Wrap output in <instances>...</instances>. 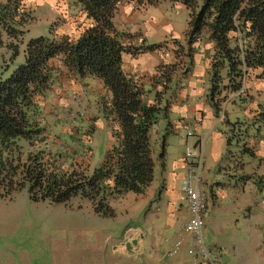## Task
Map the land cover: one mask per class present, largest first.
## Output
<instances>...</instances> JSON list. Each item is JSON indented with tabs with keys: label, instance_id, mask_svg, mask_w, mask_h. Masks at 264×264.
<instances>
[{
	"label": "trees",
	"instance_id": "trees-1",
	"mask_svg": "<svg viewBox=\"0 0 264 264\" xmlns=\"http://www.w3.org/2000/svg\"><path fill=\"white\" fill-rule=\"evenodd\" d=\"M19 1L0 2V25L12 38L23 32L20 29L26 25L22 14L16 19ZM77 1L91 25L78 37L50 33L31 38L23 50V63L0 81V196H9L27 185L32 201L66 203L80 195L91 201L98 214L112 216L109 197L125 192L141 194L152 181L154 161L149 134L166 116L168 106L161 98L169 84L175 83L171 71L162 67L150 78L149 86L144 78L123 71V52L134 55L154 50L156 44H123L124 33L113 22L121 0ZM160 1L134 0V4ZM178 1L188 10L186 45L192 48L199 40L214 44L207 97L219 113L226 95L242 86L244 76L259 71L257 77L264 79V0ZM9 47L15 56L18 46ZM172 68L170 65L169 69ZM64 74L77 79L99 78L109 94L104 110L114 141L101 165L90 174L80 169L62 170L45 150L31 149L43 141L41 109L35 98L44 95ZM155 85L161 90L155 92V100L149 103L147 94ZM253 124H259L258 130L264 127V110L249 125ZM235 126L238 123L231 125L230 132ZM232 138L228 137V145ZM25 146L30 149L25 151ZM246 148L249 147L243 143L241 151L252 154L251 148Z\"/></svg>",
	"mask_w": 264,
	"mask_h": 264
},
{
	"label": "rangeland",
	"instance_id": "rangeland-1",
	"mask_svg": "<svg viewBox=\"0 0 264 264\" xmlns=\"http://www.w3.org/2000/svg\"><path fill=\"white\" fill-rule=\"evenodd\" d=\"M35 1L21 0V5L17 4L20 8L15 11L16 19H20L19 14H22V18L26 20V25L20 29L23 32L12 38L0 25V81L9 77L23 63V50L31 38L56 34L59 27L77 20L80 12V9L76 12L75 7L65 0H59L54 5L55 8L46 1L36 4ZM121 4L123 0L118 3ZM160 9L170 12L175 20L176 31L186 29L187 9L174 7L168 1L162 2ZM159 35H164V32L160 31ZM123 36L124 42L128 35ZM9 44L18 46L15 56ZM178 44L183 47L180 48ZM173 46L179 58L181 57L177 64L182 68L181 75L186 78V73L191 70V54L196 47L186 45L184 37L174 40ZM161 67L171 72L173 69H169L170 64L159 68ZM253 75L255 74L252 77ZM64 76L58 77L44 95L35 98L41 109L43 141L31 149L40 147L45 150L62 170L80 169L90 174L101 165L107 148L114 141L113 131L105 119L107 112L104 104L108 95L101 85H90V82L82 84L73 79L71 74ZM246 77L249 76H244ZM207 83L210 85L208 79ZM256 109L253 121L264 110V104L258 105ZM240 111L233 112V116L229 115L233 118L231 122L238 121V126L232 132L226 129V138L233 137L227 147L230 151L228 156L234 157L238 165L239 155L244 154L243 157L246 158L250 155L241 151V140L237 142L238 130L243 128L244 131L247 128L245 111ZM163 128L161 119L153 127V137L162 132ZM258 131L256 129L252 135H256ZM188 144L193 146V137ZM28 149L30 148L25 146V151ZM244 149L245 147L243 151ZM255 164L253 163L254 168ZM262 167L264 168H259L260 173ZM256 172L258 173V168ZM220 180L227 184V178ZM215 191L217 201L214 208H210L208 220L202 229V239L210 258L213 259L217 254L221 264H264V238L259 239L255 226L258 215L252 214V211L264 214V186H259L258 180L247 184V188H244L245 202L248 201L250 207L241 212L243 201L238 194H242V189L240 188L239 193L235 181L232 182V187L220 186ZM119 197L117 195L107 199L113 215L103 216L95 212L89 199L80 195L71 197L66 203L32 201L26 185L9 196H0V264H143L139 263L141 258L138 256L117 248L125 229L139 225V220L142 221L144 215V212L139 214L136 211L135 206L138 205L134 201V193L127 192L122 198ZM250 214L253 215L251 218ZM170 235L166 236L169 242L165 243L164 239L162 241L166 249L179 234L174 237ZM184 258L183 264H193L192 260L194 264L210 260L207 256H202L200 251H196L195 257L186 253ZM168 260L164 259L162 264H171Z\"/></svg>",
	"mask_w": 264,
	"mask_h": 264
},
{
	"label": "crops",
	"instance_id": "crops-1",
	"mask_svg": "<svg viewBox=\"0 0 264 264\" xmlns=\"http://www.w3.org/2000/svg\"><path fill=\"white\" fill-rule=\"evenodd\" d=\"M43 1L55 8L54 5L59 0H37L35 4ZM165 1L174 7L186 9L178 0H162L155 4L144 3L140 6H136L134 0H123V4L117 6L113 18L116 29L128 35V38L124 39V45L156 44L154 50L142 51L134 55L130 52H123L121 60L122 69L125 73L138 76L141 79L144 78L146 86H149L151 84L150 78L161 65H175L171 72L175 84L170 83L168 90L161 98V102L168 106L166 116L161 118L164 123L163 131L156 133L153 137L152 128L149 134L154 161L152 181L143 193H134V201L138 206H133L137 208V213L144 212V215L142 221L139 220V225L125 229L117 247L127 254L138 256L141 258L139 263L143 264H162L166 258L171 264H183L185 262L184 256L187 253L186 249L189 242H186L178 255L168 257L166 252L172 243L166 249L162 241L164 239L165 243L169 242L166 238L169 234L173 237L178 234L177 237L183 235L182 226L187 219V209L184 195L180 190V178L185 173L183 152L185 146L189 145L190 138L193 137V145L196 144L197 140H203L204 158L201 177L206 194L204 225L208 220L210 208H214L217 201L218 197L215 191L217 187L227 186L230 188L232 182L235 181L239 193L240 188L242 189V194H238V197L243 201L241 212L250 207V203L245 202L244 188H247V184L258 180L259 186H264V168L262 167L261 173L259 172V168L264 166V127H261L259 129L261 133L258 131L256 135H252V133L256 129L258 130L259 124L247 125V128L244 129L246 130L244 135L241 131L243 128L238 130L239 140L246 143V146L252 150V154L247 158L243 157L244 154L238 156L239 165L234 157L228 156L230 151L227 149L226 140L228 139L226 138V129L230 131L231 125L238 122H231L233 118L229 117L230 114L233 116V112H241L242 109L245 111L244 120L246 124H250L253 121L257 106L264 104V79L257 77L259 71L253 77L251 75V78H249L250 76L243 78L241 86L243 93L235 97L234 91H229L222 101L219 113H216L207 97L211 85L210 55L214 44L211 41L199 40L192 45H195L196 48L191 54V70L190 73H186L187 77L183 78L181 75L182 68L177 65L181 57L179 58L173 41L182 39L186 29L181 28L180 31H176L175 20H173L170 12L166 9H160L161 3ZM65 2L67 4L70 2L72 7H75L76 12L79 9L80 12L77 17L76 14H73L77 20L68 22V25L64 27H59L56 34L78 37L87 26L91 25V20L86 18V13L77 0H65ZM160 31H163L164 35H159ZM72 78L82 84L90 82V85L91 83L96 86L101 85L107 92L99 78L94 76H86L79 80L74 76ZM207 79L210 85L207 83ZM159 90H161L159 85L153 86V89L147 94L149 103L155 100V92ZM188 128L194 130L195 135L186 137ZM253 163H256L255 168ZM257 168L258 173L256 172ZM220 178H227V184L220 182ZM125 193L121 194L119 198H122ZM252 214L258 215L255 226L259 239H263L264 214H257L253 211ZM252 214L249 218L253 216ZM133 241L136 243L132 244ZM215 246L219 247L218 244ZM259 249H262L261 245ZM214 250L216 251L215 248ZM214 256L208 262L200 264H221L217 254ZM192 263H195L194 260Z\"/></svg>",
	"mask_w": 264,
	"mask_h": 264
},
{
	"label": "built area",
	"instance_id": "built-area-1",
	"mask_svg": "<svg viewBox=\"0 0 264 264\" xmlns=\"http://www.w3.org/2000/svg\"><path fill=\"white\" fill-rule=\"evenodd\" d=\"M243 93L240 87L234 91L235 97ZM222 107V106H221ZM195 135V131L187 129L186 137ZM203 140H197L193 146L186 145L183 152V162L185 173L180 178V190L184 195L187 209V219L183 223V235L175 237L166 256L172 257L180 253L186 242L189 246L186 252L193 257L196 251H200L202 256L210 258L209 251L205 248L202 239V229L206 212V194L204 182L201 177L203 167Z\"/></svg>",
	"mask_w": 264,
	"mask_h": 264
},
{
	"label": "water",
	"instance_id": "water-1",
	"mask_svg": "<svg viewBox=\"0 0 264 264\" xmlns=\"http://www.w3.org/2000/svg\"><path fill=\"white\" fill-rule=\"evenodd\" d=\"M135 243H136L135 241L132 242V244H135ZM129 245H130V244H129Z\"/></svg>",
	"mask_w": 264,
	"mask_h": 264
}]
</instances>
